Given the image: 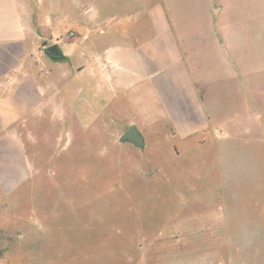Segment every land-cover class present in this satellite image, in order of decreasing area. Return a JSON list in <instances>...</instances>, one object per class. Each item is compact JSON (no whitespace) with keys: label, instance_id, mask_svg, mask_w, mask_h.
<instances>
[{"label":"rangeland","instance_id":"rangeland-1","mask_svg":"<svg viewBox=\"0 0 264 264\" xmlns=\"http://www.w3.org/2000/svg\"><path fill=\"white\" fill-rule=\"evenodd\" d=\"M216 1L229 3L226 23L244 21V49L260 52L243 59L250 78L260 72L259 98L243 107L248 123L220 147L211 136L182 139L140 118L122 92L98 119L59 105L57 121L15 123L28 177L0 191V264H264V0ZM202 4L120 0L116 11L136 12L140 45L153 36L152 7L177 29ZM54 44L38 48L46 55ZM238 101L226 105L231 121ZM131 125L143 148L119 141Z\"/></svg>","mask_w":264,"mask_h":264},{"label":"crops","instance_id":"crops-1","mask_svg":"<svg viewBox=\"0 0 264 264\" xmlns=\"http://www.w3.org/2000/svg\"><path fill=\"white\" fill-rule=\"evenodd\" d=\"M119 1L0 0L2 193H11L28 177L11 126L40 116L57 121L59 105L79 106L82 121L98 119L122 92L145 121L166 122L171 135L182 139L211 136L220 140L219 147L231 127L248 123L243 107L253 92L259 98L260 72L250 78L243 59H258L260 52L244 49V21L225 22L229 3L202 0L192 25L177 29L156 5L148 11L153 36L137 45L136 12L119 17ZM48 42L63 52L62 63L39 50ZM233 98L239 101L231 121L225 111Z\"/></svg>","mask_w":264,"mask_h":264},{"label":"water","instance_id":"water-1","mask_svg":"<svg viewBox=\"0 0 264 264\" xmlns=\"http://www.w3.org/2000/svg\"><path fill=\"white\" fill-rule=\"evenodd\" d=\"M46 54L51 56L52 58H62V53L59 50L57 45H51L45 49ZM119 141L122 143H131L135 147L143 148L144 147V139L142 135L139 133L138 129L131 125L129 126L123 134L120 136Z\"/></svg>","mask_w":264,"mask_h":264}]
</instances>
